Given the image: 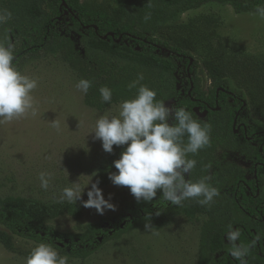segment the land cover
Here are the masks:
<instances>
[{"label": "rangeland", "instance_id": "obj_1", "mask_svg": "<svg viewBox=\"0 0 264 264\" xmlns=\"http://www.w3.org/2000/svg\"><path fill=\"white\" fill-rule=\"evenodd\" d=\"M131 2L128 0L125 5L119 0H80L89 11L105 12L117 22L131 17ZM31 10L34 9L29 6L20 18L36 19L37 13H30ZM78 31H72L74 42L80 48L82 43L92 54V44L97 40L85 30ZM156 37L179 45L198 61L203 93L212 91L219 80L229 79L233 87L244 92L252 121L264 125V20L254 14H236L231 6L212 3L185 13L176 24L158 27ZM85 49L81 48L83 54L87 53ZM158 55L169 58L165 53ZM20 72L38 81L32 93L38 115L0 123V199L14 201L23 214L60 232L83 233L88 226L118 214L136 200L129 188L110 181L109 175L117 170L103 169L110 153L103 150L102 142L92 133L99 116L118 115L119 104L103 111L88 106L86 94L76 88L81 78L57 52L28 61ZM172 104L171 100L165 105ZM57 118L58 129L51 124ZM184 140L186 143L187 136ZM227 157L240 175L252 178L254 164L250 160L239 151L230 152ZM188 158L195 159L197 165L191 175L185 174V179L195 182L210 155L199 151ZM41 172L51 174L47 190L40 187ZM82 176H93L92 183L99 182L105 199L111 198L115 210L106 209L100 215L94 208L83 207L91 185L77 204L58 202L64 187L78 182L80 177L84 184L92 179ZM259 188L264 197V176ZM222 216L213 204L201 207L194 200L184 201L167 227L124 233L88 259L68 258V264H202V229L215 219L221 221ZM35 245L0 225V264H24Z\"/></svg>", "mask_w": 264, "mask_h": 264}, {"label": "trees", "instance_id": "obj_2", "mask_svg": "<svg viewBox=\"0 0 264 264\" xmlns=\"http://www.w3.org/2000/svg\"><path fill=\"white\" fill-rule=\"evenodd\" d=\"M127 1L119 0V3L126 5ZM212 3L231 6L236 14H254L257 5H264V0H132L133 14L123 22L115 21L105 12L89 11L80 0H0V9L12 13L11 20L0 25V42L12 45L13 63L19 71L32 59L51 52L60 53L81 79L92 81L86 103L100 111L134 97L136 89L129 90L128 84L140 73L144 76L140 83L154 90L157 100L165 104L172 100V106L187 109L202 124L195 108L208 109L209 105L211 109L206 123L211 125V140L210 145L200 151L208 152L210 160L199 172L197 180L211 176L209 182L220 193L212 204L223 216L221 221L215 219L202 229V264H239L228 254L230 242L225 233L229 224L241 231L238 243L249 245L255 241L247 256V264H264V197L258 186L264 176V125L252 121L250 107H244V92L233 87L229 79L219 80L212 91L203 93L198 61L191 64L189 59L177 60L175 53H190L156 37L158 27L176 24L185 13ZM29 6L34 9L30 13H37L36 19L20 18ZM149 14L151 18L145 22L144 17ZM79 29L97 40L92 44V54H88L86 46L81 43V48L87 52L83 54L74 42L72 31L77 33ZM106 36L108 38L104 39ZM147 42L160 45L173 56L158 55L156 48L149 47ZM188 69L193 76L194 88L191 96L188 92L183 96L177 90L175 73ZM102 86L112 90L111 104L101 101L99 88ZM169 123H174V117ZM239 126L240 134H236ZM125 147L114 146L104 163V170L114 167V161L120 158ZM235 151L254 164L250 180L229 163L227 155ZM161 198L162 191L158 190L151 203L134 200L118 214L88 226L80 234L60 232L23 214L14 201L0 199V225L14 236L36 244L50 243L62 256L86 260L110 240L146 228L149 213L153 229L167 227L179 206L160 201Z\"/></svg>", "mask_w": 264, "mask_h": 264}, {"label": "clouds", "instance_id": "obj_3", "mask_svg": "<svg viewBox=\"0 0 264 264\" xmlns=\"http://www.w3.org/2000/svg\"><path fill=\"white\" fill-rule=\"evenodd\" d=\"M254 15L264 20V5H257ZM11 18L10 11L0 9V25L7 24ZM150 18V14L146 15L145 22ZM14 59L12 45L0 42V123L27 115H38L32 95L38 87V81L21 73L13 63ZM143 79L144 76L140 73L136 80L128 84V89H136V94L119 103L118 115L105 113L95 122L92 133L96 140L102 142L105 152L112 153L114 146H126L120 158L114 161L117 171L109 175L110 181L115 186L129 188L138 202L151 203L160 190V201L174 206L182 207L184 201L191 200L201 207L210 206L220 194L218 188L209 182L211 176H202L193 182L192 179L186 180L185 174L191 175L197 165L195 159L188 158L189 154H198L210 145L211 125L202 124L194 118L192 112L183 107H167L164 101L156 99L157 93L154 90L140 83ZM91 87L92 81L88 79H81L76 84V88L84 94ZM99 93L103 103L111 104L113 92L108 86L100 87ZM173 117L174 123L170 124L169 120ZM51 124L58 129V118ZM93 176H82L92 177L86 184L82 183L80 177L78 182L64 187L58 202L77 204L82 201L85 189L91 185L83 207L94 208L100 215L106 209L115 210V205L110 202L111 198L105 199L98 186L99 182L92 183ZM50 179V173L41 172L40 187L47 190ZM150 221L149 213L145 224L148 230L153 228ZM225 236L230 242L228 254L239 261V264H247V256L255 241L249 245L238 243L241 231L231 224L227 226ZM24 264H68V257L61 256L50 243L42 241L31 249Z\"/></svg>", "mask_w": 264, "mask_h": 264}, {"label": "flooded vegetation", "instance_id": "obj_4", "mask_svg": "<svg viewBox=\"0 0 264 264\" xmlns=\"http://www.w3.org/2000/svg\"><path fill=\"white\" fill-rule=\"evenodd\" d=\"M86 29H88V27H86ZM148 43V45H149V47H155L156 48V50H155V52L157 53V54H159V53H165V54H167L168 56L167 57H170V56H173L172 55V53L170 52V51H168L167 49H165V48H163V47H161L160 45H157V44H153V43H151V42H147ZM138 51H141V49L140 48H138ZM184 51V50H183ZM186 52V51H185ZM177 55V56H176ZM175 57H177V60L178 59H180V58H182L183 60H187V59H189L190 61H191V64H193L195 61H197L195 58H193L190 54H186V53H175V55H174ZM192 60H193V62H192ZM198 75H199V73H198ZM175 77H176V80H177V90H180L181 92H182V94H183V96H185V94L188 92V95L189 96H191V93H192V90H193V88H194V86H193V81H192V73H191V71L188 69V70H177V72L175 73ZM199 77H200V75H199ZM201 79V78H200ZM191 81V82H190ZM190 83H192V86H191V88L189 87V85H190ZM201 83H202V81H201ZM179 86L181 87V88H179ZM201 88H202V84H201ZM188 90V91H187ZM223 92H226L224 89H221ZM180 98V100L182 99V97L180 96L179 97ZM193 101H195V100H193ZM246 103V106H247V102H245ZM246 106H244V107H246ZM207 107H208V109H203L202 107H196V108H199L200 109V112H201V114H203V112H205V111H208V114H207V116H206V118H201L200 116H199V114L197 113V115L200 117V119H207L208 118V116H209V109H211L210 108V106L209 105H207ZM243 107V108H244ZM195 108V109H196ZM242 108V109H243ZM238 129H241V126H239L238 127ZM238 129H236V131L238 130ZM240 133V132H239ZM236 134H238V133H236ZM251 139V138H250ZM258 186H259V183H258Z\"/></svg>", "mask_w": 264, "mask_h": 264}, {"label": "water", "instance_id": "obj_5", "mask_svg": "<svg viewBox=\"0 0 264 264\" xmlns=\"http://www.w3.org/2000/svg\"><path fill=\"white\" fill-rule=\"evenodd\" d=\"M64 5H66V4H64ZM107 38H108V36L104 37V39H107ZM192 62H193V60H192ZM244 106H246V103L244 104ZM195 111L199 114V116H200L201 118H206V116H207V114H208V111H205V112H203V114H201L199 108H196ZM236 133H239V129L236 131Z\"/></svg>", "mask_w": 264, "mask_h": 264}]
</instances>
